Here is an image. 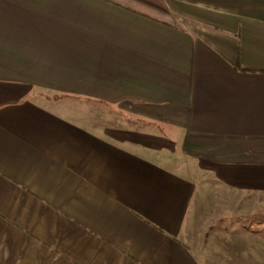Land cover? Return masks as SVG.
Returning a JSON list of instances; mask_svg holds the SVG:
<instances>
[{"label":"crops","instance_id":"obj_1","mask_svg":"<svg viewBox=\"0 0 264 264\" xmlns=\"http://www.w3.org/2000/svg\"><path fill=\"white\" fill-rule=\"evenodd\" d=\"M233 254L264 264V0H0V264Z\"/></svg>","mask_w":264,"mask_h":264},{"label":"rangeland","instance_id":"obj_2","mask_svg":"<svg viewBox=\"0 0 264 264\" xmlns=\"http://www.w3.org/2000/svg\"><path fill=\"white\" fill-rule=\"evenodd\" d=\"M95 112V111H94ZM119 111H116L115 109H105V118H106V122H111L112 124V128H114L116 131L117 130H121L120 133H118V136L120 138H129L130 134L128 133L129 130L132 131L133 127L128 126V123L126 120H119L118 118V113ZM125 119H127V117H125ZM114 125V126H113ZM118 126V127H117ZM140 128V127H137ZM139 131H137V134H139ZM131 138H145V137H140V135H137L136 137H132ZM256 256H250L248 261H247V257L246 256H241L239 254H233V255H220V256H216V264H247L248 262H250L249 264H251L252 262H256Z\"/></svg>","mask_w":264,"mask_h":264}]
</instances>
